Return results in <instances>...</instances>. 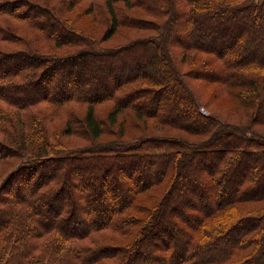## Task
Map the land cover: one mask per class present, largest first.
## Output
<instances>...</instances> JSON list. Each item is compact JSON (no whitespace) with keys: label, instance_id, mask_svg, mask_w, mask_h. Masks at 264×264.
<instances>
[{"label":"trees","instance_id":"obj_1","mask_svg":"<svg viewBox=\"0 0 264 264\" xmlns=\"http://www.w3.org/2000/svg\"><path fill=\"white\" fill-rule=\"evenodd\" d=\"M83 1L0 0V264H264V0Z\"/></svg>","mask_w":264,"mask_h":264},{"label":"rangeland","instance_id":"obj_2","mask_svg":"<svg viewBox=\"0 0 264 264\" xmlns=\"http://www.w3.org/2000/svg\"><path fill=\"white\" fill-rule=\"evenodd\" d=\"M89 0H84L82 5L81 6H77L75 7L73 10H72V13L73 15L82 7H84L86 5V3H88ZM80 7V8H79ZM83 18V17H82ZM91 19V15H86V17H84L82 19V21L79 22L80 25H83L84 22H93ZM96 20V19H94ZM104 25H99V29L94 31L96 33H94L95 37L96 38H99L102 33H103V30H104ZM89 31H93V29L91 27H88ZM142 35L143 33L138 31V32H131V31H128L127 29H121L120 31L118 32H115L112 37L105 41L106 44L108 45H118L119 43L121 42H125L127 41L129 38H133V36H137V35ZM72 47H62L59 49V51H62V52H72ZM189 68V65L188 64H184L182 69L185 70ZM197 82L194 81V83H192V85L197 89V88H201V91L198 92L199 94V97L200 99H202L208 106H206L205 108L208 110H213L214 112H216L223 120H228V121H236V122H245L247 119V117H243L241 115H239V113H236V112H233V109L231 107V104L229 102V100L227 99H214L213 101H210L211 99V94H216L217 93V90H214L215 87H212L211 85V88H208V89H203L199 84L197 87ZM171 93V92H170ZM226 103L227 105L223 106L222 104ZM110 103H106V104H103V105H98L95 107V111L99 114V115H105V112L107 110V107ZM75 108V112L77 115L79 116H83V112H84V107L82 106H79V107H74ZM150 123V121L148 122ZM255 129L261 131V132H264V126L263 125H255L254 126ZM140 129V128H139ZM109 136L111 135H107V134H103L100 139H104V138H109ZM65 145L66 146H76V145H80L82 143L85 142V140H82L81 138L79 137H76L74 135H71V136H66L65 138ZM8 169V166L5 165L3 166V171L2 173H5ZM259 205H263L262 203H245V204H242L241 206V211L242 213L246 212V210L252 206L254 207H259Z\"/></svg>","mask_w":264,"mask_h":264},{"label":"built area","instance_id":"obj_3","mask_svg":"<svg viewBox=\"0 0 264 264\" xmlns=\"http://www.w3.org/2000/svg\"><path fill=\"white\" fill-rule=\"evenodd\" d=\"M202 110V109H201Z\"/></svg>","mask_w":264,"mask_h":264}]
</instances>
